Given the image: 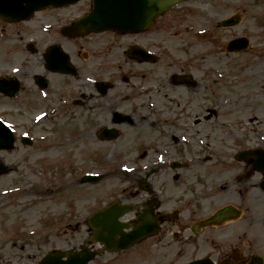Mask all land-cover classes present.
Returning <instances> with one entry per match:
<instances>
[{
  "label": "rangeland",
  "instance_id": "obj_1",
  "mask_svg": "<svg viewBox=\"0 0 264 264\" xmlns=\"http://www.w3.org/2000/svg\"><path fill=\"white\" fill-rule=\"evenodd\" d=\"M201 1L192 4L195 9L192 15L195 25H216L235 12L242 14L241 22L236 27L221 31L211 27L216 31V41H211L207 46L211 66L210 104L211 108L216 109L211 112L208 122L210 127L206 130L210 135L207 151H210L211 159L206 162L203 159L197 162L192 160L197 164L188 172L182 169L171 172L164 167L160 168L155 180L161 185L160 189H164L163 185L170 188L175 184L179 189L182 208L195 209L197 216L210 214L225 205L238 207L242 218L234 223L228 222L222 231L234 239L241 237L246 242L254 243L264 254V193L258 188L262 175H247L249 163L233 160L240 150L264 149V0ZM81 9L83 6L77 5L58 13L76 14ZM35 24L38 23L31 21L17 28L25 29L27 25ZM10 28L13 29L12 26ZM239 35L249 38L250 52L236 56L221 53L226 41ZM35 60L22 46H14L3 35L0 40V76L21 73L23 89H26H22L23 92L11 100L0 97V119L13 128L17 136H29L33 146L27 148L17 144L11 152H0V161L9 168L8 173L0 176V259L7 255L17 256L21 247L25 253H34L39 259L52 247L77 248L82 245L89 237L84 224L79 230L72 224L60 226L58 223L62 220L47 226L44 219L47 217L52 220L59 213L66 215L71 210L67 219L70 222L75 213L84 217L92 209L104 206L114 198L129 199L139 190L138 180L144 174L143 170L149 163L159 161V157L153 154V147L168 146L175 157H180L174 152L176 146L182 151L184 163L195 157L193 151H189L177 139L169 137L167 141L159 142L146 139L143 143L134 142L136 144L128 141L107 144L95 142L89 134L63 148L52 147L51 140L67 138L70 131H79L100 123L97 119H88L78 125L81 119L77 118V109H66L61 115L53 109L58 105L77 103L76 100L82 95L87 98L96 96L87 93L84 88L78 89L74 83L65 85V90L69 92H64L66 95L57 94L60 90L52 86L45 92L27 89L31 87V76L40 72L33 63ZM236 66L240 68L239 72L235 71ZM217 69L220 71L212 74ZM221 73L224 74L226 86L216 84L214 80ZM57 78L52 77L53 83L58 82ZM87 104H91V101ZM114 112L119 114L120 109L116 108ZM160 136L156 133L151 135L153 139H159ZM50 149L55 150L51 158L45 161L58 160L64 164L60 176L55 177L58 173L57 164L50 167V176L39 175L28 169V165L38 158L50 157ZM100 156L99 161L97 158ZM109 163L113 165L107 169ZM40 166L46 172V165ZM87 172L101 174L102 178L96 183L81 184L80 178ZM188 173L193 174L192 178ZM30 181L32 187L29 186ZM191 189L196 192L190 193ZM164 194H170V191ZM190 196L194 198V203H187L186 199ZM167 199L170 200V197ZM171 207L166 206L165 211ZM53 226H59L56 231L62 239H45V235L52 232ZM14 233L41 235L24 241L12 239ZM133 254L134 251L113 257L104 254L90 264L139 263V257ZM14 260L10 264H14Z\"/></svg>",
  "mask_w": 264,
  "mask_h": 264
},
{
  "label": "flooded vegetation",
  "instance_id": "obj_2",
  "mask_svg": "<svg viewBox=\"0 0 264 264\" xmlns=\"http://www.w3.org/2000/svg\"><path fill=\"white\" fill-rule=\"evenodd\" d=\"M88 9L89 2L82 14ZM56 11L67 10L38 13L31 20L38 24L27 25L25 29L17 26L4 29L0 23V37L4 33L7 41L14 46L31 44L36 49L34 56L37 60L33 63L40 72L31 76V87L27 89L38 91L36 76L43 78L46 89L52 86L65 92L64 85L72 83L78 89L84 88L87 91L90 88L101 103L93 109L92 104L81 102L74 105L78 109V116L83 118L84 123L90 115L91 119L100 121L96 126L115 127L120 131L121 138L132 143H143L146 139L150 141L153 139L151 135L155 133L163 135L168 129L176 127V122L179 129V124L184 125L187 118L184 113L195 109L203 110L204 104L192 102L201 90L200 83H195V78L198 77L206 88L209 86V79L204 71L203 76L196 74L200 67L197 62H204L205 59L195 56L193 34H188L189 28L191 30L188 9L180 8L172 14L163 15L146 32L117 34L106 30L86 36L66 34V27L74 21L73 17L77 14H59ZM52 12L55 13L50 14ZM42 21L48 23H41ZM53 46L68 55L76 70L75 77L51 73L45 69L42 54ZM146 53L150 54L146 56L154 58L144 57ZM58 75V82L53 83L52 77L56 79ZM82 75L85 76L81 77ZM16 78L20 82L23 79L21 75ZM116 107L120 109L119 114L114 112ZM59 109L60 106H57L53 110ZM173 111L180 112V119H161L164 113ZM155 179L154 176L147 183L140 184L139 190L129 196L138 210L127 216L128 221L135 222L138 214L148 212L154 204V214L159 221L157 233L139 243L136 253L139 264H188L203 257L209 258L213 264H256L250 261V256L257 252L247 253L250 246L244 247L243 242L239 246H232L223 234L211 232V228L220 227H201L202 217L196 216L194 211H190L192 214L189 217L176 216L173 219L165 209L166 206H175L179 214V208L182 207L179 189H170L166 185H163L164 189H160L161 185ZM166 191H170V194H164ZM189 192L193 193V190ZM52 234L56 236V233ZM16 260H25L31 264L33 258L20 253Z\"/></svg>",
  "mask_w": 264,
  "mask_h": 264
},
{
  "label": "water",
  "instance_id": "obj_3",
  "mask_svg": "<svg viewBox=\"0 0 264 264\" xmlns=\"http://www.w3.org/2000/svg\"><path fill=\"white\" fill-rule=\"evenodd\" d=\"M77 0H0V19L4 21H20L29 18L36 10L48 7L62 6L73 3ZM184 0H94L93 12L81 20L78 25L84 26H102L108 25L120 31H137L143 26L149 24L150 19L160 15L178 2ZM234 19L225 24L233 25ZM246 39H236L228 44L230 51H238L245 48ZM2 87V85H0ZM0 87V88H1ZM13 137L10 130L0 121V149L10 150L13 145ZM255 157L252 170L264 173V151L253 150L242 152L237 159H246ZM95 179V178H93ZM260 187L264 190V180L260 183ZM113 208L106 209L97 214L98 233L96 241L104 244L107 250L116 251L126 249L132 243L137 241L141 236L140 230L128 235L122 232V228L126 225L119 223L116 218L118 213L112 211ZM235 214L229 208L220 210L217 218L223 217L225 213ZM92 218L89 219L91 225ZM120 235V238H116ZM66 255V260L62 257ZM95 253L89 250L79 252H54L47 255L39 264H87L93 259Z\"/></svg>",
  "mask_w": 264,
  "mask_h": 264
},
{
  "label": "bare ground",
  "instance_id": "obj_4",
  "mask_svg": "<svg viewBox=\"0 0 264 264\" xmlns=\"http://www.w3.org/2000/svg\"><path fill=\"white\" fill-rule=\"evenodd\" d=\"M53 151H50L49 153H52Z\"/></svg>",
  "mask_w": 264,
  "mask_h": 264
}]
</instances>
